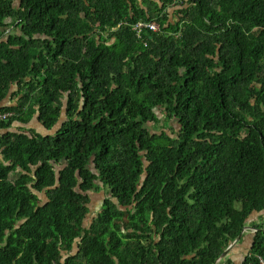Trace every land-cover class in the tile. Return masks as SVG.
Segmentation results:
<instances>
[{"label":"trees","instance_id":"1","mask_svg":"<svg viewBox=\"0 0 264 264\" xmlns=\"http://www.w3.org/2000/svg\"><path fill=\"white\" fill-rule=\"evenodd\" d=\"M0 112V264H217L264 212V0H0Z\"/></svg>","mask_w":264,"mask_h":264},{"label":"rangeland","instance_id":"2","mask_svg":"<svg viewBox=\"0 0 264 264\" xmlns=\"http://www.w3.org/2000/svg\"><path fill=\"white\" fill-rule=\"evenodd\" d=\"M14 91H15V89H12L11 95L14 93ZM16 101H17L16 98H12V99L8 100L7 104L10 102L12 104H14V103H16ZM32 122H34V121H32ZM176 122L177 121H173V125L178 129L179 125ZM34 123L25 124V123H20V122H14L13 127L11 129L12 130H21L23 128H27L30 130V129L34 128V130H36V132L43 133V134L48 133V131L40 123H35V124ZM31 126H32V128H31ZM150 127L154 132L162 130L163 127H165L168 130V132H170V133L174 132L173 128L169 125V123L165 119H163V121L161 123H158V124L154 123V122L151 123ZM13 178H14V176L11 175V179H13ZM107 192L108 191L106 188H102L100 191H94L91 194V203H90L91 211H90V214L88 216L87 221H85V226H88L89 223H91V220H94L96 217H98L99 213L102 211V207H103L102 204L108 195ZM42 200H44V198H42ZM257 221L259 223L264 224V212L259 214V216L252 217L249 220L248 225L252 224L253 222H257ZM250 229H254V228L250 227ZM247 232L252 234V230H249Z\"/></svg>","mask_w":264,"mask_h":264},{"label":"crops","instance_id":"3","mask_svg":"<svg viewBox=\"0 0 264 264\" xmlns=\"http://www.w3.org/2000/svg\"><path fill=\"white\" fill-rule=\"evenodd\" d=\"M165 3L166 0H137V5L149 13L161 10ZM171 7L172 6L168 7L167 10L169 9L170 11ZM247 227L249 228L243 233L240 243L231 250L230 254L225 257V259L218 260L217 264H244V261L251 250L254 237L253 234L247 232L250 230V226L248 225Z\"/></svg>","mask_w":264,"mask_h":264},{"label":"built area","instance_id":"4","mask_svg":"<svg viewBox=\"0 0 264 264\" xmlns=\"http://www.w3.org/2000/svg\"><path fill=\"white\" fill-rule=\"evenodd\" d=\"M133 30L139 35V37H142L147 31L159 32L160 26L155 22L140 21L133 26ZM12 116H14L12 112H0V121L8 120ZM250 230H252L253 233L256 232V229ZM259 264H264V261L259 259Z\"/></svg>","mask_w":264,"mask_h":264},{"label":"water","instance_id":"5","mask_svg":"<svg viewBox=\"0 0 264 264\" xmlns=\"http://www.w3.org/2000/svg\"><path fill=\"white\" fill-rule=\"evenodd\" d=\"M255 216H256V214H255ZM249 227H245V229L243 230V233L248 229ZM257 231V230H256ZM243 233H242V235L236 240V242L225 252V254L223 255V257L220 259V260H223V259H225V257H227L229 254H230V252H231V250H233V248L235 247V246H237L239 243H240V240L242 239V237H243ZM219 260V261H220Z\"/></svg>","mask_w":264,"mask_h":264},{"label":"flooded vegetation","instance_id":"6","mask_svg":"<svg viewBox=\"0 0 264 264\" xmlns=\"http://www.w3.org/2000/svg\"><path fill=\"white\" fill-rule=\"evenodd\" d=\"M34 119H36L35 123H37V122L39 123V120H38L37 117H35ZM103 188H104V187H103ZM108 197H109V196L107 195V197L105 198V200H104V202H103V204H102V205H103V207H102V211H103L104 208L106 207V204H107V201H106V200L108 199ZM89 209H90V206H89ZM90 211H91V209H90ZM102 211H101V212H102ZM101 212H100V213H101ZM89 214H90V212H89ZM89 214H88V216H89ZM91 221H93V220H91Z\"/></svg>","mask_w":264,"mask_h":264}]
</instances>
